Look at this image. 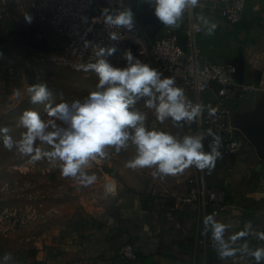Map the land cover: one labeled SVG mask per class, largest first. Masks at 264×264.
<instances>
[{"label": "crops", "instance_id": "obj_1", "mask_svg": "<svg viewBox=\"0 0 264 264\" xmlns=\"http://www.w3.org/2000/svg\"><path fill=\"white\" fill-rule=\"evenodd\" d=\"M203 16L217 24L212 36L205 32L200 35L203 55L212 61L237 63L242 52L246 60L243 83H251L254 88L222 101L234 137L243 141L242 150L222 155L210 174L196 168L192 171L203 174L209 186L225 190V208L216 215L219 221L233 225L232 231L242 230L251 221L253 230L260 231L264 227V124L254 129L245 120L264 106V72L248 63L251 51L264 52V0H253L240 31L237 24L229 26L215 11ZM179 28L180 40L186 44L185 24ZM187 97L212 106L219 101L218 94L211 90ZM190 128L189 134H193ZM211 140L205 139V151ZM189 172L169 176L154 187L152 183L150 187L120 185L118 195L105 208L74 226L69 217L55 215L40 220L33 228L0 232V261L11 253L13 261L9 264H256L254 259L239 254L227 260L218 258L210 233L203 231V218L212 213L211 209L200 211L196 204L179 199L188 194ZM157 189L162 196L153 193ZM3 204L0 200V206ZM247 240L250 247L264 246L254 236ZM128 241L134 243L137 254L125 261L118 250Z\"/></svg>", "mask_w": 264, "mask_h": 264}, {"label": "clouds", "instance_id": "obj_2", "mask_svg": "<svg viewBox=\"0 0 264 264\" xmlns=\"http://www.w3.org/2000/svg\"><path fill=\"white\" fill-rule=\"evenodd\" d=\"M154 10L157 20L165 27L177 29L182 26L185 14H191L200 0H144ZM123 3V0H120ZM107 28L125 29L132 32L135 14L131 7H107L101 14ZM26 16V22H31ZM205 35L212 36L217 24L203 15L196 18ZM83 23L88 18L81 17ZM91 28L86 29L87 32ZM108 39L119 40L116 31L108 33ZM84 50L91 49L96 60L87 64V70L98 78L95 90L82 98L67 100L60 95L58 103L52 102V92L45 82L29 85L26 93L32 104H43L47 119L40 112L24 110L17 126L24 129L19 139L9 135V128L0 127L3 146L9 151L15 148L21 155L29 156L30 162L47 160L52 167L59 165L60 175L83 187L95 183V174L86 170L91 162L108 157V150L134 148L135 154L127 160L129 169H151V175L161 179L182 174L195 167L210 174L219 158L221 137L211 128L193 134L178 135L170 131L148 128L146 111L137 107L143 101V108L153 111L155 119L164 124L170 121L173 127L196 124L205 111L209 117L218 118L219 109L211 104L194 103L182 87L177 86L175 76H165L135 57L130 49L124 50L122 58L126 66H113L107 59L117 52L115 44L103 45L82 37ZM2 57V53H0ZM15 95L21 96L16 90ZM211 137L209 150L204 141ZM211 213L203 218L204 234L211 236L212 246L220 260L234 258L238 254L264 264V246L250 247L248 237L264 241V231H254L251 221L240 231H232L233 225L221 222ZM242 243H238L241 242ZM13 261L6 253L0 264Z\"/></svg>", "mask_w": 264, "mask_h": 264}, {"label": "built area", "instance_id": "obj_3", "mask_svg": "<svg viewBox=\"0 0 264 264\" xmlns=\"http://www.w3.org/2000/svg\"><path fill=\"white\" fill-rule=\"evenodd\" d=\"M246 1L200 0L199 6L184 17L186 44L180 42L179 34L175 29L168 27H164L161 34L148 35L142 29L140 19L130 0H123V3H120V0H0V22H18L30 16L41 24H50L58 35L56 40L58 48L51 49L47 53L48 59L74 71L89 74L92 71L87 70L86 66L96 60L91 49L84 50L83 37L107 46L115 44L117 52L107 59L120 67L126 66L122 54L124 50L130 49L135 57L163 72L165 76H175L177 86L185 90L186 96L189 94L201 96L210 90L216 92L219 101L213 107L219 109L218 118L209 117L205 111L197 123L199 131L211 128L221 137L220 151L222 155L228 156L241 151L244 144L241 139L234 137L231 120L222 101L227 97L235 99L237 93L253 89L254 85L237 81L234 63L212 61L203 55L199 36L204 31L198 30L202 25L196 18L200 13L212 10L217 12L229 26L236 25L243 20ZM124 6L131 7L135 14L136 23L133 31L105 27L101 16L104 9ZM85 16L88 18L87 24L81 20V17ZM88 28H91V31L85 35ZM111 31L117 32L119 36L117 42L108 39V33ZM248 63L251 68L264 72V52L251 51L248 54ZM140 102L143 104V101ZM142 110L147 112L148 128L163 129V124L155 119L153 111L143 107ZM187 129L190 132L191 128ZM110 157L108 151L107 158L93 161L91 166L108 164ZM192 169L195 167H190L185 172ZM188 176V194L179 199L196 204L200 211L210 208L212 213H220L225 208V190L220 186H209L203 174L192 171ZM102 187L108 195L116 196L119 193L118 183L108 173L104 174ZM153 193L162 196L156 190H153ZM48 218V213H42L37 207L5 206L0 208V232L7 234L22 227L33 228L40 220L45 221ZM260 231H264V227ZM118 253L125 261L134 258L137 254L132 241L121 245Z\"/></svg>", "mask_w": 264, "mask_h": 264}, {"label": "rangeland", "instance_id": "obj_4", "mask_svg": "<svg viewBox=\"0 0 264 264\" xmlns=\"http://www.w3.org/2000/svg\"><path fill=\"white\" fill-rule=\"evenodd\" d=\"M130 2L139 17L144 0ZM205 13L208 11L200 15ZM31 18L30 23L25 19L0 22V127L9 128V135L14 140L19 139L24 131L17 126L18 118L24 110H36L42 118L47 119L44 105L30 102L26 93L29 85L45 82L52 92V102L58 103L61 94L67 100L86 96L95 90L98 82L94 72L86 74L51 62L47 53L58 48V35L50 24H41L34 17ZM109 62L120 67L110 60ZM17 89L21 91L20 97L15 95ZM137 107L142 110V102ZM163 126L162 130L181 136L189 134L187 128L190 127L193 128L192 133L199 131L198 123L180 127L164 123ZM108 151L111 155L108 164H95L86 169L89 174H95L97 179L94 184L83 187L71 179L63 178L59 165L52 167L44 159L32 163L29 156L21 155L15 148L9 151L3 146V137L0 136V200L4 201L0 208L33 206L42 213H48L49 218L55 215L69 217L74 226L83 222L86 217H93L113 200L114 197L106 194L102 187L105 173L112 176L119 186L125 187L129 184L150 187V183L154 187L159 185V181L162 183V180L167 179L154 178L151 169L126 168V161L135 154L132 147L119 153L114 149Z\"/></svg>", "mask_w": 264, "mask_h": 264}, {"label": "water", "instance_id": "obj_5", "mask_svg": "<svg viewBox=\"0 0 264 264\" xmlns=\"http://www.w3.org/2000/svg\"><path fill=\"white\" fill-rule=\"evenodd\" d=\"M139 19L142 29L150 36H156L163 27L155 17L153 8L145 2L143 4V10L139 15ZM234 64L236 65L235 77L237 81L243 82L246 70V60L242 52L239 54L238 62ZM245 122L249 127L254 129H257L260 124H264V106L257 109L253 115H250L245 120ZM262 144H264V136L262 138Z\"/></svg>", "mask_w": 264, "mask_h": 264}, {"label": "trees", "instance_id": "obj_6", "mask_svg": "<svg viewBox=\"0 0 264 264\" xmlns=\"http://www.w3.org/2000/svg\"><path fill=\"white\" fill-rule=\"evenodd\" d=\"M252 6H253V0H247L246 1V4H245V11H244L243 20L247 17L248 11H250L252 9ZM243 20L237 24V27L236 28L239 31L243 28L241 26V23L243 22ZM183 23L185 24V29H186V22H185V20L183 21ZM175 30L178 32V34H179V40H180V36L182 37V30H181V28H177ZM199 38H200V36H199ZM180 42H181V40H180ZM0 67H1V64H0Z\"/></svg>", "mask_w": 264, "mask_h": 264}]
</instances>
